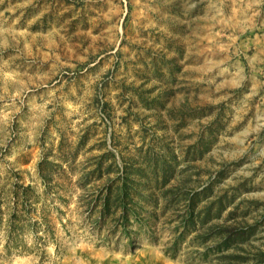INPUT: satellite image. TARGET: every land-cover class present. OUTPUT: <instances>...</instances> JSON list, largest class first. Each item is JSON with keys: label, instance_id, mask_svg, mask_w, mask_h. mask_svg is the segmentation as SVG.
<instances>
[{"label": "rangeland", "instance_id": "obj_1", "mask_svg": "<svg viewBox=\"0 0 264 264\" xmlns=\"http://www.w3.org/2000/svg\"><path fill=\"white\" fill-rule=\"evenodd\" d=\"M0 215V264H264V0H0Z\"/></svg>", "mask_w": 264, "mask_h": 264}, {"label": "trees", "instance_id": "obj_2", "mask_svg": "<svg viewBox=\"0 0 264 264\" xmlns=\"http://www.w3.org/2000/svg\"><path fill=\"white\" fill-rule=\"evenodd\" d=\"M23 187V193H22V196L21 195H19L18 193H16V197H15V202L17 203V205L18 206H20V205H22V204H24V203H28V201H29V197H28V192H29V190L30 189H33V187L34 186H32V185H28V186H25V185H23L22 186ZM127 192H125L124 194H123V196H122V198H121V202H119L120 204H116V208H118V206H122L123 207V213H124V215H126L127 214V205H126V200H127ZM21 198H23V202H20V199ZM122 199H123V201H122ZM109 200H110V197H109V195H107L106 197H105V203H104V205H105V209H107V210H105V212H110L111 211V209H110V203H109ZM25 205V204H24ZM19 209H16V211H14V213L16 214V216L17 217H19L20 215H19ZM104 211V210H103ZM102 211V215H106L105 214V212H103ZM0 221H3V217H1V215H0ZM9 232H10V235L12 236H14V234H13V230H12V228L11 229H9ZM9 246L10 245H7V251L9 250L8 248H9Z\"/></svg>", "mask_w": 264, "mask_h": 264}]
</instances>
